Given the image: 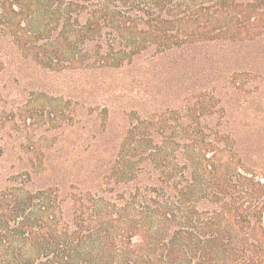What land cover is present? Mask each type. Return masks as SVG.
Here are the masks:
<instances>
[{"label":"trees","instance_id":"16d2710c","mask_svg":"<svg viewBox=\"0 0 264 264\" xmlns=\"http://www.w3.org/2000/svg\"><path fill=\"white\" fill-rule=\"evenodd\" d=\"M24 66L68 131L0 147V264H264V0H0Z\"/></svg>","mask_w":264,"mask_h":264},{"label":"rangeland","instance_id":"374dc122","mask_svg":"<svg viewBox=\"0 0 264 264\" xmlns=\"http://www.w3.org/2000/svg\"><path fill=\"white\" fill-rule=\"evenodd\" d=\"M13 73H17L18 75H20L23 80L6 81L5 77L7 79V77L9 75H13ZM3 82H6L7 85L2 91V98H0V147L6 146L8 141H12L10 142V144L12 145L17 141L28 138L38 139L42 138L43 135H51L50 133L54 132L57 133L58 139H60L58 144L62 143L64 139H66L68 129L66 128L65 124H62V126L51 128L48 124V118L45 116L39 117L40 126H37V129L21 130V128H19V125H22L26 117L30 114L29 110H31L33 107L44 108V106H46V111H48V109H50L49 105L52 102V98L61 93L58 88L50 86L52 82L49 81L47 75H44V73H37V71H33L30 68L27 69V67L24 66L19 72H17V69L15 68L8 75L4 74ZM56 83L58 82L56 81ZM58 85L61 86V84ZM43 89H50L51 91L50 93H41L40 91ZM20 112L21 116H18ZM71 129L73 132L72 136L69 139L75 141L74 132L76 130V126L73 125ZM262 135H264V131H262ZM10 136L12 139H10ZM259 142L260 141L257 140V144ZM42 145L44 148L48 146L45 141L42 142ZM258 145H261V143H259ZM258 145H253L254 148L252 151L255 155H258L262 158V156H264V146L261 147ZM2 162H15V159L7 158V160H3L2 158ZM10 166L11 165L9 164L8 167ZM19 169V166H17L14 170L12 169V171L14 172ZM263 177L264 176H262V178Z\"/></svg>","mask_w":264,"mask_h":264}]
</instances>
